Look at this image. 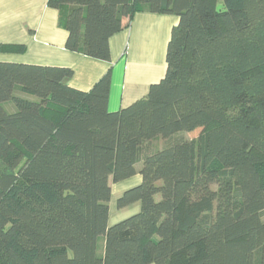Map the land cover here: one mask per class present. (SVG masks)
<instances>
[{"label": "trees", "instance_id": "16d2710c", "mask_svg": "<svg viewBox=\"0 0 264 264\" xmlns=\"http://www.w3.org/2000/svg\"><path fill=\"white\" fill-rule=\"evenodd\" d=\"M47 6L66 50L104 62L136 13L178 21L164 76L116 112L110 70L85 92L69 68L0 62V264H264V0ZM134 176L117 205L140 210L109 226Z\"/></svg>", "mask_w": 264, "mask_h": 264}, {"label": "crops", "instance_id": "0c3cea01", "mask_svg": "<svg viewBox=\"0 0 264 264\" xmlns=\"http://www.w3.org/2000/svg\"><path fill=\"white\" fill-rule=\"evenodd\" d=\"M59 15L47 0H0V45L24 47L22 54H0V62L65 67L72 70L65 84L81 91L91 87L110 70L108 111L116 112L146 95L151 84L165 73L166 48L178 19L171 15L136 13L127 29L109 40L110 60H94L65 49L66 31ZM140 182L139 176L111 185L112 196L120 197Z\"/></svg>", "mask_w": 264, "mask_h": 264}, {"label": "rangeland", "instance_id": "374dc122", "mask_svg": "<svg viewBox=\"0 0 264 264\" xmlns=\"http://www.w3.org/2000/svg\"><path fill=\"white\" fill-rule=\"evenodd\" d=\"M183 136H185L186 138L189 137L188 134H184ZM162 146H163V141L161 140V138H155L154 140L150 142V145H149L150 152L151 153L157 152L162 148ZM122 194L120 195V197L122 196ZM119 198L116 197V195L112 196V199L114 200L110 208V222H111L110 224H113L114 221L119 220V218H122V216H125V218H128L136 214L140 210V202H134L124 207H118L117 202Z\"/></svg>", "mask_w": 264, "mask_h": 264}]
</instances>
